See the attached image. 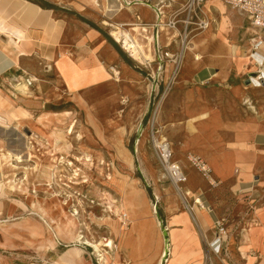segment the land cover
Listing matches in <instances>:
<instances>
[{"label":"rangeland","instance_id":"obj_1","mask_svg":"<svg viewBox=\"0 0 264 264\" xmlns=\"http://www.w3.org/2000/svg\"><path fill=\"white\" fill-rule=\"evenodd\" d=\"M39 2L56 6L53 11L40 7L52 11L54 19H64L74 28L82 24L78 17L80 15L67 10L74 11L78 8L82 16L108 34L111 31L110 24L115 28L116 23L124 20L127 15L125 10L120 12L126 7V0H97V4H91L89 0H39ZM150 3H153V0H150ZM4 6L0 4L2 13L11 5L7 3ZM17 8L23 12V6ZM206 9H209L207 5ZM226 9L227 13L231 12L229 8ZM238 14L241 17L244 15L240 12ZM244 17L248 22L247 17L245 15ZM212 18V24H216L217 18ZM6 20L9 23L8 18ZM62 22L64 24L63 20ZM247 26L252 27L249 22ZM210 30L218 32L219 28ZM57 34L52 33V37L55 38L53 43H49L47 40L51 39L45 36L47 39L43 40V44L55 46L58 43ZM253 34L251 28H229L226 33L232 42H247L249 45L253 42ZM131 37L138 42L134 34H131ZM262 38L264 39L263 35ZM117 45L122 51L121 57L127 61L126 70H122L118 62L109 65V70L111 66L116 73L120 70L118 80L113 76L110 81L82 90L76 95L66 89L54 62L50 61L52 54H49L53 48L43 47L31 55L19 57L20 64L13 73L16 77L12 82L13 92L5 90L15 102L5 106L0 92V112L7 107L12 113L7 114V117L0 113V121L16 119V123L23 127L21 133L28 142L20 146L21 152H12L14 156L8 160L2 157V154H7L8 151L1 154V237L15 230L21 233L23 239H31L30 234L21 232L22 227L15 224L24 217H31L43 223L33 225L32 233L42 235L44 241L49 238L48 245H42L44 249L54 247V239H57L61 244L63 241L66 242V245H63L66 248L80 246L86 249L98 264L93 248L81 241L76 243L77 241L69 240L65 232L57 236L54 229L42 219L38 209L47 208L57 215L63 201H71L67 210H78L83 235L91 241L103 243L106 238L111 239L114 236L113 230L117 233V222L120 225L129 224L125 214L128 197L135 195L131 190L140 188L146 191L153 211L156 207L161 216L175 213L180 209L188 210L189 202L192 205L199 200L205 205H207L205 201L215 203L216 214L226 219L230 229V248L235 252L234 248L239 246L244 230L250 234L249 226L254 215V204L248 192H235L226 181L220 183L214 177L213 172L216 177L217 173L225 174L227 171L225 163L232 159V155L225 151L223 142L225 134L220 123L221 120L240 121L250 117L263 120L262 83L258 79L253 85V81H250L251 86L241 84L238 89L230 92H221L217 88L212 90L194 88L192 93H188V86L179 79L178 82H173L172 89L164 94L167 80L160 82L159 92L156 93L152 90L156 82H153L144 70L141 72L135 67L141 68L138 62L144 61V58L151 60L152 56L146 55L143 48L139 47V55L142 57V60H139L135 56L136 53L129 55L119 43ZM14 47L15 45L10 43L9 35L0 31V55L12 54L16 57L18 51ZM58 51V48L55 49L56 57L59 56ZM3 63L4 59L0 58V64ZM153 68L156 69V65H153ZM29 79L32 81L31 84L28 83ZM249 79L252 80V77ZM5 84L9 86V82L0 77V87L3 88ZM21 98L34 101L40 107L34 112H28L18 107L22 102ZM124 99L128 102L122 103ZM219 103H224V109L218 106ZM207 107L212 110L209 118ZM29 142L33 143V159H30L28 153ZM157 147L165 150V155L168 150L173 151L166 168L159 159ZM53 148H56V152ZM192 156H199L209 163V167L213 169L211 180L204 177L192 163ZM54 157H59L58 161L54 162ZM87 157L90 161H87ZM38 164L40 170L45 169L42 177L38 176L36 169ZM168 164L180 168L187 181L178 184L171 176L172 170ZM49 166H55L56 171L52 186L45 181ZM5 167L8 171H5ZM32 170L34 176L22 187L27 171ZM13 183L17 185L11 189L10 184ZM174 183H177V186ZM189 189L191 192H188ZM69 194L73 197H69ZM30 202H36L34 207L38 209L33 208ZM54 204H58L59 209L52 210ZM249 243L248 241L247 244ZM242 244L246 245L243 237ZM39 246L40 244L33 249L38 250ZM63 246L60 249H63ZM76 250L74 249V252L78 254ZM36 252L34 255L37 256L35 257L37 260L33 262L44 264L48 258L43 259V255L39 253V256ZM252 255H260V252L255 251ZM263 258L260 264H264Z\"/></svg>","mask_w":264,"mask_h":264},{"label":"crops","instance_id":"obj_2","mask_svg":"<svg viewBox=\"0 0 264 264\" xmlns=\"http://www.w3.org/2000/svg\"><path fill=\"white\" fill-rule=\"evenodd\" d=\"M126 1V7L120 12L125 10L127 15L124 20L116 24H127L126 29L138 39V42L135 40L138 48L142 47L144 53L151 55L153 58L155 56V45L152 42V37L154 38L157 28L153 26L156 21L155 6L160 0H153V3H150V0ZM182 1L180 0L175 7H178ZM33 3H31L32 7H40V5ZM8 4L11 5L10 8L4 10L3 13L1 12L2 9H0V15L3 16L4 14V17L8 18L9 23L20 27L28 33L29 40L20 42V46L24 49L26 55L20 54L19 49H17L18 54H16V57L12 54L0 55V58L4 59V63L0 64V77L9 82V86L5 84L3 88L0 87L1 99L4 101L5 106H8L10 102H15L5 90L13 92L12 82L16 78L13 73H15L16 67L20 64L21 58L19 57L31 55L37 49H42L43 47L53 48V51L49 54H52L50 61L54 62L57 73L64 82L66 89L74 95L80 94L82 90L110 81L113 78V74L109 70V65L114 62H118L122 70L127 69V61L121 57L122 51L118 47L117 42L97 24L82 16L80 9L67 10L72 14L77 15L76 13H78L80 15L78 17L82 24L76 28L71 27L64 19H54L52 16L54 9H51L50 17L52 16L53 18H51L54 20H63L64 24L61 23L63 28L61 27L60 33L57 34L56 41L58 43L55 46L49 44L45 46L43 40L46 41L47 36L48 39H51L47 40L50 41L49 43L54 42L55 38L52 37V33L47 28H44L41 23H36L34 19L29 22L26 21L24 13L20 11V8H17L23 6V9L29 10L31 6L20 0H10ZM85 6L88 5L85 4ZM82 7L84 8V6ZM207 7H209L207 10L211 18H217L216 24H211L208 30L199 33L192 39L190 45L194 47L195 41H197L198 49L192 50L189 45L176 81L178 82L179 79H182L184 84L188 86V93H192L194 88L209 90L217 88L221 92H230L238 89L241 84L248 87L251 86L250 81H253L252 83L255 85L256 82L254 80L256 78H253L254 74H257L260 76L259 81L262 83V87H264V64L262 62L264 43L260 46L258 54L254 55L252 54V43L249 45L247 42H232L226 35L229 28H251L254 33L253 43L258 41L259 37L255 35L253 27L247 26L250 21L246 22L244 15L242 18L238 11L231 9L222 0H209ZM226 8H229L231 12L227 13ZM170 11V8L166 10V15L163 19L165 22L169 17ZM137 14L140 15V20H137ZM37 15L46 18L48 14L37 9L33 17L35 18ZM81 17L87 19L88 22L83 21ZM140 24H146V31L139 29ZM211 28H219V31L214 32L210 30ZM171 33L172 31L168 29L160 31V41L163 45L171 41L168 36ZM261 35L264 36V33H261ZM176 47L177 44H172L171 49L175 50ZM57 48L59 49V56L56 57L55 49ZM135 67L142 72L139 66ZM171 70L172 66H169L168 71ZM250 76L252 80L249 79ZM21 99L22 102H20L18 107L28 112H34L35 109L40 107L34 101ZM218 106L222 109L225 107L224 103ZM207 108L206 112H208L209 118L212 110L209 107ZM0 113L7 117V114L12 113V111L5 107L4 111ZM15 120L6 121L5 119L4 122H0V165L2 163V152H21L20 146L26 145L28 142L21 133L23 127L18 125ZM43 127L46 128L45 126ZM220 127L225 134L223 137L225 151L232 155V159L225 163L226 173H217L216 177L213 172L214 177L220 183H225L226 181L235 192H248L251 202L254 204V215L249 226L250 243L242 244V234L239 246L234 248L235 252L230 248V242H228L229 257L221 260L213 256L212 262L213 264H260L263 262L261 258L264 257V119L259 120L256 117H250L240 121L221 120ZM5 171H8V168L5 167ZM189 191L191 192L190 189ZM131 193L135 195L128 197L127 211L125 212L126 220L129 224L120 225L117 222V233L113 230L112 234L114 236L111 238L117 247L106 257L104 264H206L204 235L206 234L209 238L212 237L214 221L216 218L221 217L214 210L215 203L205 201L207 204L205 205L202 201L205 206L201 207L197 203L198 201L194 205L189 202L188 210L180 209L175 213H166L165 216H161L158 214L156 207H154L155 210L153 211L152 203L150 204L144 189L131 190ZM30 203L33 208L38 209L34 207L36 202ZM64 208L63 203L60 205V209L58 204H54L52 210L59 209L62 211ZM38 210L42 219L45 221L47 219L48 222L56 219L58 215L47 208H39ZM1 220L2 218H0ZM47 221V225L54 229L57 236L61 232H65L71 241L73 240L72 229L77 230L79 227L65 228V230L58 233L55 226L49 225ZM15 224L20 225L22 227L20 229L21 232L30 234L32 238L23 239L21 233L15 230H13L14 232L5 233V238H2L0 233V264H42L33 262V260H37L35 258L37 256L34 253L38 250L43 255V259L45 257L48 258L44 264H96L92 255L87 253L86 249L80 246L66 248V246H63L66 245L64 241L61 244L57 239H54L55 246L44 249L42 245L47 246L49 238L44 241L42 235L32 233L33 225L43 224L34 218L24 217ZM45 236L47 235L45 234ZM57 238L62 239L60 237ZM106 239L110 240L109 238ZM18 241H23V243L19 244ZM167 241H170V255L167 262L164 263L162 257ZM39 244L38 250H34L33 248ZM61 246H63V249H60ZM74 249L80 252L76 250L78 254H75ZM255 251L260 252V255L253 256L252 253ZM36 253L39 255L38 252Z\"/></svg>","mask_w":264,"mask_h":264},{"label":"built area","instance_id":"obj_3","mask_svg":"<svg viewBox=\"0 0 264 264\" xmlns=\"http://www.w3.org/2000/svg\"><path fill=\"white\" fill-rule=\"evenodd\" d=\"M180 0H160V2L155 6L156 11V21L153 23L156 28V33L154 38L152 37V42L155 45V56L151 60H146L138 62L141 65V69L144 70L148 77L156 82V85L152 87V90L159 92V86L161 81H167L164 94L172 89L173 82L176 81L177 76L180 72L184 55L192 39L201 32L209 29L212 24V18L206 9V5L209 0H183L182 3L175 7ZM231 9L236 10L244 14L250 21L255 35L259 37L258 41L252 42V54L257 55L260 46L264 43L261 33H264V0H222ZM170 8L169 17L165 22L163 19L166 15V10ZM137 20H140V15H136ZM119 28L124 31L129 32L126 27L127 24L121 23L116 24ZM111 31L114 28L110 24ZM146 24H140V28L146 31ZM165 29L171 30L172 33L168 34L171 41L166 45H163L160 41L159 33ZM110 31V34H111ZM137 32V30H135ZM130 33V32H129ZM131 34V33H130ZM112 38L114 36L111 34ZM115 39V38H114ZM122 49L129 55L126 45L123 41H118ZM253 41V39H252ZM172 44H177L175 50L171 49ZM264 64V56L262 59ZM156 65V69L153 68ZM169 66H172V70L168 71ZM116 67V66H115ZM110 70L115 79L118 80L120 72L116 73L114 67H110ZM260 78V76H257ZM28 83L31 84L32 81L29 79ZM128 100L124 99L122 103H127ZM166 144H168L166 142ZM171 147V146H170ZM158 156L164 167L170 162L173 151L171 149L165 155V150L157 147ZM192 163L202 172L203 176L207 179H212L211 168L206 163L204 159L199 156L191 157ZM167 171V170H166ZM185 174V173H184ZM180 176L178 184L187 181L186 175ZM171 177V176H170ZM172 179V178H171ZM174 182V181H173ZM212 182V181H211ZM175 184V183H174ZM177 184V183H176ZM175 184V185H176ZM177 186V185H176ZM197 202V201H196ZM201 207L205 205L201 202H197ZM230 238V230L226 224V219L223 217L216 218L214 221V233L211 238L206 234L204 235V240L206 243V264H213V256H216L222 260V258L227 259L228 254V242ZM84 243V242H83ZM85 244V243H84ZM89 247L93 248V254L98 262V264H104L106 257L116 249L117 245L114 243L113 247H105L104 257L101 255L93 246L89 244ZM167 250L163 257L164 262H167L170 255V241L166 242Z\"/></svg>","mask_w":264,"mask_h":264},{"label":"bare ground","instance_id":"obj_4","mask_svg":"<svg viewBox=\"0 0 264 264\" xmlns=\"http://www.w3.org/2000/svg\"><path fill=\"white\" fill-rule=\"evenodd\" d=\"M20 1H22V2H24L26 4H29L31 6L29 10L23 9L24 18H26L28 20H31V19L32 20L34 19V21L36 20V23H41L42 25H44V28H47L49 32L59 33L61 31L60 29L63 26V25H61V23H63L62 20H54V19H52L50 17V15H49L50 11L43 10L40 7H32L33 5L27 0H20ZM8 2H10V0H0V4H2V5H5ZM89 2L91 4H95V3L97 4V0H89ZM37 9H40L45 14H48V15H46L47 17L44 18V17H41V16L37 15L34 18L33 16L35 15ZM112 26H114V25H112ZM0 31L1 32H5V33H7L9 35L10 43H13L15 45V47L17 49H19L20 54L26 55V52L20 46V42L29 40V34L28 33H26L20 27H17L16 25H12V24L8 23L6 18L4 16H2V15H0ZM112 35L118 41H121V42L123 41L124 45H126V48L128 49V52L130 54L136 53L135 56H137V59L142 60V57L139 55L138 46H137L136 42L133 40V38L131 37V34L129 32L124 31L123 29L119 28V26H116L112 30ZM198 46L199 45H198L197 41H195L194 47H193V45H190L192 50L198 49ZM258 79L259 78L257 77L254 81L256 82ZM251 107L254 108L253 106H251ZM0 122H2V121H0ZM52 136H53V134H52ZM29 139H30V136H28V140ZM39 142H41V141H39ZM32 144H33L32 142L28 143V153H29L30 159L34 158V156L32 154V148H33ZM55 150H56V148H53V151H55ZM12 156H14V154L11 151H8L7 154H2V157L4 158V160H8ZM15 157H17V156H15ZM18 157H19V155H18ZM58 159H59V157H54L53 158L54 162L58 161ZM86 159H87V161H90L88 159V157ZM168 167H170V169L172 170L171 176L173 177V179L176 182H178L180 180L179 177L182 176L181 175L182 172H181L180 168H178L176 165L170 166L169 164H168ZM36 169L38 170V173H39L38 176L42 177L43 174H44V170L45 169H43V170L41 169L40 170V165L39 164L36 166ZM54 169H55V166H49L48 169H47L48 172L46 174L45 181L47 182V184L49 186H52L51 182H52L53 178L56 176V171H54ZM32 174H33V170L32 171H27L26 178L21 184L22 187L24 185H27L30 182L29 178H32L34 176ZM15 185H17V184H15V183L10 184V188L13 189V186H15ZM35 193H36V191H35ZM68 196L69 197H73L72 194H69ZM70 202L71 201H66V200L63 201V204H64L65 208L62 211H60V213H58L56 219L50 220L48 222L46 217H45L46 221L48 222L49 225L55 226L56 231L58 233L60 231H62V230H65V228H73L75 226H79L77 228V230H73L72 229V239H73L72 241H77V242L81 241V242H84L85 244H89V245L93 246L104 257L105 247H108V246L109 247H113V245H114L113 240L112 239H110V240L105 239V241L103 243H99L96 240L91 241L90 239L86 238V236L83 235V233H82L83 232L82 229H81L82 223L79 221L78 215H77L78 214V210L77 209H73V208H72L73 210H67V206H69ZM198 202L202 203L201 200H199ZM243 241L245 243H247L249 241L248 232L245 231V230H244V233H243ZM166 250H167V247H165V250L163 252V257L165 255ZM163 257H162V259H163Z\"/></svg>","mask_w":264,"mask_h":264},{"label":"trees","instance_id":"obj_5","mask_svg":"<svg viewBox=\"0 0 264 264\" xmlns=\"http://www.w3.org/2000/svg\"><path fill=\"white\" fill-rule=\"evenodd\" d=\"M30 1H32V2H34V3H36V4H39L41 7H43V8H48V9H55L56 8V6H53V5H51V4H49V3H47V2H39V0H30ZM81 19L83 20V21H86V22H88V20L87 19H85V18H82L81 17ZM90 23V22H89ZM91 24V23H90ZM93 25V24H92Z\"/></svg>","mask_w":264,"mask_h":264},{"label":"water","instance_id":"obj_6","mask_svg":"<svg viewBox=\"0 0 264 264\" xmlns=\"http://www.w3.org/2000/svg\"><path fill=\"white\" fill-rule=\"evenodd\" d=\"M257 74H254V77H256Z\"/></svg>","mask_w":264,"mask_h":264}]
</instances>
